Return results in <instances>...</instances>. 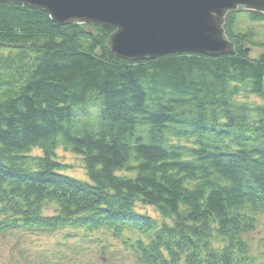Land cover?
<instances>
[{
  "label": "trees",
  "instance_id": "trees-1",
  "mask_svg": "<svg viewBox=\"0 0 264 264\" xmlns=\"http://www.w3.org/2000/svg\"><path fill=\"white\" fill-rule=\"evenodd\" d=\"M241 12L264 21L229 11L232 53L130 61L108 48L113 29L57 25L39 8L0 2V234L128 229L143 235L129 244L139 264H256L264 42L234 30ZM93 101L95 124L88 105L74 109ZM59 146L81 156L90 182L61 172Z\"/></svg>",
  "mask_w": 264,
  "mask_h": 264
},
{
  "label": "water",
  "instance_id": "water-1",
  "mask_svg": "<svg viewBox=\"0 0 264 264\" xmlns=\"http://www.w3.org/2000/svg\"><path fill=\"white\" fill-rule=\"evenodd\" d=\"M45 11L57 25L113 29L108 48L130 61L171 53L233 52L225 17L238 8L264 14V0H0Z\"/></svg>",
  "mask_w": 264,
  "mask_h": 264
},
{
  "label": "rangeland",
  "instance_id": "rangeland-1",
  "mask_svg": "<svg viewBox=\"0 0 264 264\" xmlns=\"http://www.w3.org/2000/svg\"><path fill=\"white\" fill-rule=\"evenodd\" d=\"M251 29L256 33L257 42H264V21L252 22L243 12L239 13L234 30ZM93 32V31H92ZM251 56L258 55L262 48L249 46ZM241 100L261 103L254 95L240 96ZM94 102V101H93ZM93 102L75 107L83 113L84 107L91 113L90 121L95 124L99 106ZM32 155H40V149L31 150ZM56 158L65 166L61 172L81 181L90 182L81 156L59 146ZM55 158V159H56ZM121 176H133V173L121 171ZM52 207H46L44 213L52 214ZM136 211L146 214L158 222L161 216L153 206L136 204ZM121 238L106 228L88 231L67 227L63 230L30 232L25 229L8 230L0 234V264H139L132 248L141 233L135 230L124 231ZM127 239V240H125ZM251 251L256 264H264V212L258 216L255 230L250 234ZM146 241V240H145ZM127 242V243H126Z\"/></svg>",
  "mask_w": 264,
  "mask_h": 264
}]
</instances>
